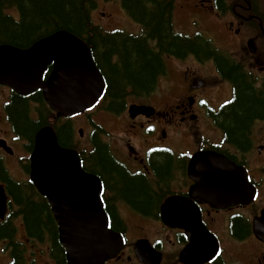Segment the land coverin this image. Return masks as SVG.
<instances>
[{
    "label": "flooded vegetation",
    "instance_id": "af4514ba",
    "mask_svg": "<svg viewBox=\"0 0 264 264\" xmlns=\"http://www.w3.org/2000/svg\"><path fill=\"white\" fill-rule=\"evenodd\" d=\"M193 12L213 13L217 22L212 24H220L222 36L232 52L217 47V40L211 33L202 44H207L210 49L208 57L200 50L198 54L176 56L181 59L177 60L176 75L169 71L159 85L148 92V98L136 103L153 106L154 116L139 115L132 119L127 112L129 105H126L122 115L125 118L123 154L118 145L99 141L127 177H142L151 190L160 195L157 212L144 214L125 199L118 198L113 183L107 185L111 193L105 200V211L110 228L121 236L124 246L115 258L105 264H264V236L260 239L255 233L264 209V203L258 204L261 188H264V136L261 144L256 145L252 134L256 125L264 126V119H252L246 145L233 143V151L223 146L230 140L225 123L227 111L236 102L238 94L237 84L226 72L237 67L256 96L264 97V0H201ZM209 29L213 32L211 27ZM205 66H208V72L204 71ZM15 97L24 99L9 88L0 92V103L5 110L13 106ZM24 100L27 102L28 98ZM208 129L218 134L219 142L201 138ZM139 138L145 142L142 150L136 142ZM200 139L201 143H197ZM179 140H185L190 147L192 144L193 154L202 156L196 160L191 159L193 154L177 158L175 151ZM217 154L247 170L250 182L256 187L253 202L217 209L208 200H197V192L204 185L196 184L192 177L221 160ZM254 157L260 161L258 167L252 169L249 160ZM166 163L171 164L170 172L162 177L161 165ZM87 164L97 170L93 156L87 159ZM227 179L225 175L220 177L221 182ZM7 192L10 196L9 220L0 221V245L3 242L7 253L3 259L0 247V264H9V255L15 264L31 262L32 255H37L38 259L34 258L36 262L44 256L49 257L43 264H67L65 249L58 238L55 243L48 239V231L38 240L31 236L32 243H25V247L14 241L18 233L23 237L30 233L24 217L10 218L11 207L16 203L9 189ZM228 201L229 197L221 204ZM33 203L46 208L55 226L49 203L46 200H33ZM122 208L132 214L122 215ZM144 221L150 226L139 224ZM3 231L6 234L2 235ZM27 252L30 253L28 257Z\"/></svg>",
    "mask_w": 264,
    "mask_h": 264
},
{
    "label": "trees",
    "instance_id": "16d2710c",
    "mask_svg": "<svg viewBox=\"0 0 264 264\" xmlns=\"http://www.w3.org/2000/svg\"><path fill=\"white\" fill-rule=\"evenodd\" d=\"M122 2L132 20L142 26L143 33L138 37L119 33L105 34L94 27L90 15L96 5L94 0H0V44L27 47L39 37L58 30H66L83 38L92 46L96 62L106 78L107 109L120 113L129 93L138 97L147 95L154 88L157 76L164 72V54H198L203 46V42H191L174 35L170 0ZM13 8L18 9L21 14L18 22L5 15L6 11ZM206 47L208 48V45ZM206 56H209L208 50ZM226 73L237 84L238 90L236 102L227 111L226 131L230 144L244 146L247 144L246 134L252 119H264V97L256 96L238 73L237 67L229 69ZM35 102L39 104L33 111L29 102L15 97L13 106L7 111L17 137L29 141L30 146H33L37 130L49 122V113L41 98L35 99ZM58 126L60 144L64 147L74 146L71 126L68 123ZM94 146L96 153L92 156L97 170L93 168L92 171L99 173L105 184L113 183L118 190H115L118 198L125 199L138 211L144 214L157 212L160 195L153 192L142 177H127L97 140L94 141ZM170 167L171 164L168 163L161 165L160 175L168 176ZM0 172L1 178L5 179L2 164ZM8 189L19 206V212L24 216L30 235L42 238L43 233L48 231L52 242L55 243L58 236L57 227L50 221L46 208L33 203L34 190L31 192L29 188H19L13 183ZM6 231H3L2 235L6 234Z\"/></svg>",
    "mask_w": 264,
    "mask_h": 264
},
{
    "label": "water",
    "instance_id": "95a60500",
    "mask_svg": "<svg viewBox=\"0 0 264 264\" xmlns=\"http://www.w3.org/2000/svg\"><path fill=\"white\" fill-rule=\"evenodd\" d=\"M58 36L64 42L73 45L81 46L80 41L75 37L66 32H59L57 35L46 39L45 41L37 44L34 49L28 52H20L15 48L8 46H3L0 48V84L7 83L6 74L3 71V66L8 65L10 62H16L17 58L21 64V60H26L27 58L35 61L39 58L41 53H34L42 47V44L48 40L54 39ZM84 54H86L85 66L88 71H95V66H91V58L85 49ZM18 62L15 66H18ZM43 68L40 69V74ZM83 75L82 71L79 72L80 78ZM39 79V76H38ZM79 81V80H78ZM77 83V82H76ZM75 83V84H76ZM42 88H45L39 82L37 83ZM39 88V87H38ZM71 102L64 105L65 97L63 98V104L57 101L55 97H46L47 101L52 108L60 111L65 115H69L75 112H81L84 109L92 106L98 99V96L92 97L90 100L86 101L83 98H77L74 95H70ZM64 105V106H63ZM133 109V108H132ZM35 143L37 149L35 150V158L40 154V162L43 165L37 170L38 177L40 180L36 181V184L41 192L49 199L53 211L56 215V219L60 225V239L61 242L66 246L68 250L69 264H79L81 260L87 258H93L103 263V260L111 257L110 255L102 256L97 245L104 241L101 233H109L107 230V218L102 210V206L99 200V182L96 178L92 176L85 175L82 171L79 163V159L75 152L69 149H63L59 146L57 138L50 128H44L39 131L35 138ZM3 145L2 142H0ZM40 147V149H39ZM12 153V151L10 150ZM39 162V163H40ZM90 182L91 184H98V188L95 191L91 190L92 199H95V203L92 204L93 213L88 216L86 220H83L82 216L79 214H72L71 219L66 218L63 212L66 211L65 202L70 198L74 192L80 194V199L84 191L82 190L84 184ZM80 187L79 190L77 187ZM95 194V198H94ZM69 197V198H68ZM6 198L3 188H0V217L3 218L6 213ZM264 217V216H263ZM105 236V235H104ZM96 240L95 242H93ZM93 242V243H92Z\"/></svg>",
    "mask_w": 264,
    "mask_h": 264
},
{
    "label": "rangeland",
    "instance_id": "374dc122",
    "mask_svg": "<svg viewBox=\"0 0 264 264\" xmlns=\"http://www.w3.org/2000/svg\"><path fill=\"white\" fill-rule=\"evenodd\" d=\"M107 4H111L112 8H110V9L106 8ZM184 5H186V1L183 3L182 0H180L179 4L177 5L178 11H179V13H182L181 16L185 20H190L189 17H192V13H191L192 11H184V10L182 11L180 9V7L184 6ZM108 15H109V19L106 20ZM96 18L101 19V21H98ZM96 18H94L95 23L98 24L99 26H101L103 29L108 30V31H115V30H121V29L129 30V28H130L129 25L130 24L133 25L132 24L133 22L128 18V16L122 10L121 2L119 0H114V1H111L108 3H100L99 10L96 13ZM196 18H197V23L199 24L200 28L202 25H205L208 28L209 27L212 28L213 32H210L209 30H205V32L209 35L212 33L211 36L217 40L215 42L217 47H219L220 49L232 52L231 51L232 48L230 47L229 43L222 36L223 29L220 26V24H211V23L216 22L214 20L215 18L213 16H210L208 18L205 17L206 20H204L201 17H196ZM122 19L125 21H127V20L128 21L123 22ZM184 24H185L184 22H179V24H177V27L183 28ZM191 28H192V25H191ZM197 29L199 30V27L196 25L195 30H197ZM133 30L135 32L137 31L135 28ZM207 50L210 51V49H208L205 45H203V46H201L200 53L205 56ZM211 51H214V49L212 47H211ZM177 66H178V64H175L174 70H172V72H171L174 74V76L176 75L177 70H178ZM204 71L208 72V66H205ZM218 95L220 96V93ZM96 123L98 126L101 125V127L103 128L102 135H104V137L100 136V138L104 139V141L106 140L107 142H109V140H116L120 137L118 147L122 148L121 154H123V147H122V146H124V143H123L124 131L123 130L125 127L123 119L121 121L114 122L110 116L102 115L100 109L94 110L93 112H91L86 117H79V118L77 117L76 118L75 128L73 129L74 131H72V132H73L74 139H75L76 143L78 144L79 149H81V148L84 149L85 147L88 146V141H89L88 136H91L93 124L96 125ZM79 129H84V131H85V135L83 138H80L78 135ZM108 132H112V134L110 136H108V134H107ZM253 133H254V140H256V145H260L261 144V138L264 136V126L259 125V124L256 125L254 127V130L252 129V134ZM203 135H204L203 137H205L206 139L209 138L210 140L214 141V143H217L220 141L218 134L215 133L214 131H212L211 129H208L205 133H203ZM0 138H6L9 142V145L11 147H13V149L15 151L16 155L14 158H9L2 151H0V155L3 156L4 158H6L7 161H9L10 169L12 171V174H14L13 176L17 180L27 181L28 176L26 174L24 175V173L22 172V169H21L22 167L20 166V163H18V166L15 165V163H16V160H18L19 158L23 159L22 162L27 163L28 159H29V152L27 153V151L23 150L20 147V144H17L16 141L13 140L14 137H13V133H12L10 127L8 126V124H4L3 122H0ZM97 138H99V136ZM125 138H126V136H125ZM136 142L139 146L138 148L140 150H142L143 149L142 144H145L143 139L139 138ZM24 143L27 144V141H25ZM187 147H188V143H186L185 140H179L178 141V144H177V150L178 151H182V150L186 149ZM224 148L229 149V151H233V148L228 146V145H224ZM190 149L194 150V146L192 144H191ZM2 154H4V155H2ZM176 154H178V153H176ZM182 157L183 156H179L178 158H182ZM259 161H260V159H257L255 157L250 158V160H249L250 167L252 169L258 167ZM19 170L22 172V175L20 174ZM263 203H264V188H261V198H260V201L258 204L263 205ZM19 210H18V208H16V211L19 213L18 215L19 216L21 215L22 217H24L23 214H21L19 212ZM121 214L125 216L127 214H132V213H130L126 208H122ZM133 223H136V222H133ZM142 225H144L146 227L150 226V224L147 222H142ZM32 237L33 238H39V236H37V235H33ZM43 263L44 262H41L40 264H43Z\"/></svg>",
    "mask_w": 264,
    "mask_h": 264
}]
</instances>
